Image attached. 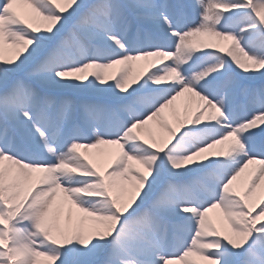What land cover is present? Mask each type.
<instances>
[{
  "label": "snow or ice",
  "instance_id": "6c2138e0",
  "mask_svg": "<svg viewBox=\"0 0 264 264\" xmlns=\"http://www.w3.org/2000/svg\"><path fill=\"white\" fill-rule=\"evenodd\" d=\"M0 264H264V0H0Z\"/></svg>",
  "mask_w": 264,
  "mask_h": 264
},
{
  "label": "rangeland",
  "instance_id": "374dc122",
  "mask_svg": "<svg viewBox=\"0 0 264 264\" xmlns=\"http://www.w3.org/2000/svg\"><path fill=\"white\" fill-rule=\"evenodd\" d=\"M114 71H115V69L110 70V72H114ZM184 103H185L184 100L177 101L178 110L181 111V112L183 111V104ZM167 119H168V122L175 128L174 120H173V118H172V116L170 114L168 115ZM98 163L101 166H103L104 164L107 163V161L106 160H99ZM209 216L212 217V219H213L214 222H216L217 216H216V213L215 212L209 213Z\"/></svg>",
  "mask_w": 264,
  "mask_h": 264
}]
</instances>
